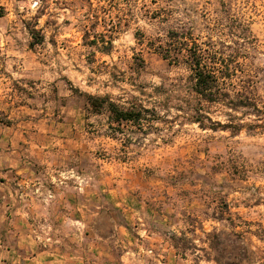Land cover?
I'll list each match as a JSON object with an SVG mask.
<instances>
[{
    "label": "clouds",
    "instance_id": "1",
    "mask_svg": "<svg viewBox=\"0 0 264 264\" xmlns=\"http://www.w3.org/2000/svg\"><path fill=\"white\" fill-rule=\"evenodd\" d=\"M16 7L19 9L20 5H16ZM39 7V0H31L30 3L24 5L26 15L21 16L19 21L6 22V31L0 33V53L10 51L14 53L11 57L3 55L4 63L0 64V68L3 69L0 75L7 74V77H10L8 83L12 80H23L26 76L28 61L24 57L15 55L18 51H24L18 47L16 42L23 41L28 32V28L20 21L29 22L37 32L44 29L42 35L51 34L50 29L44 28L47 16L35 19ZM121 7L124 6L121 5ZM55 10L54 8L49 9L50 12ZM233 11L242 17L243 23L247 26L250 33L249 40L264 37V0H243L238 7L233 8ZM115 15V11L109 13V17ZM181 15L183 14L181 13ZM82 16L83 12H78L77 16L73 18V22L75 23ZM133 16V25L140 24L142 13L139 12V6L133 8ZM64 18V13H61L60 21L62 22ZM194 18L198 20V17ZM104 30L103 27H100L97 32H103ZM62 37L57 36V39L62 40ZM226 43L233 46L243 45L247 47L244 37L239 35L226 41ZM116 44L120 51L112 56L97 54L95 65L89 66L86 61H77V66L83 70V75L78 79L74 78L76 73L73 72L72 68L73 61L76 60L75 55H73L72 60H68L63 52H61L60 57H52L53 50L50 44L43 53H37L40 60L47 62V68L55 67L56 59L61 62V70L52 75H45L44 86H37L40 92L51 95V89L48 85L55 81L57 76L68 75L72 78V83L70 85L63 84V91L57 89L54 100H41L39 102V107L31 112L30 119L34 123L31 126L26 125L28 129L26 135L24 128L17 127L16 131L20 133L19 140L16 136L13 137L12 151L6 157V161L10 166L19 170L21 157H24L32 165L31 173H36L37 167L43 170L39 178L29 179L26 176L23 184L24 187L30 186L33 203L38 205L41 214L47 213L56 204L57 196L49 190L51 188L60 189L63 187L69 189L72 193L85 196L86 193L83 189L88 187V181H81L80 174L82 170H88L92 176L99 178L97 181H93V185L96 183L105 185L106 191L109 188L116 189V195L113 197L114 206L118 203L122 211L130 214L133 225L138 224V227L135 228L136 236L147 243L153 239L147 223L149 219L147 215V196L152 194L153 202H155L157 194L164 200L169 197L175 198L178 185L182 183V177L189 176L190 180L187 188L193 193L207 196L212 192H223L227 186L224 176L216 175L214 177L215 185L208 179L213 164L220 161H213L211 156L204 152V146L217 141L221 137H227L226 143H235L240 140V136L239 134H230L223 127L216 128L213 131L212 125L217 123L221 125L230 124L232 123L230 116H236L242 125L250 122L264 125V108L261 109V115L257 116L255 113L245 115L243 112L236 113L230 109L222 110L224 114H221L214 109L208 110L202 105L198 113L199 116L203 117L204 127H201L200 120H189L187 118V105L182 101H173L167 108L163 106L156 107L147 100L146 96H142L134 86L129 85L127 82L120 85L119 88L113 89L110 87L111 80L107 74H97L91 72L89 68H95L102 64H107L109 67L113 64H119L121 68H125L121 61L124 57L130 58V53L133 55L129 45H134V41L125 37L122 47L121 41H116ZM139 50L137 49V51ZM261 50L264 51V45H262ZM29 55H31V52H29ZM256 62L264 66V55L260 56ZM241 63L246 64L248 61L242 60ZM14 66L15 70H13ZM64 67L67 68V72L63 71ZM89 78L93 81L92 86L87 85ZM162 79L163 74L159 69L141 76V81L150 82L153 86L160 85ZM106 81L109 84L107 89L104 88ZM141 81H136V83L138 84ZM97 89L100 90L99 98L96 95ZM105 91L112 93L111 99L103 95ZM152 91V88L146 90V92ZM84 93L93 95H83ZM262 94H264V90H262ZM73 96H81L84 101L79 109H76L72 104L71 98ZM117 96H123L124 100L117 101ZM130 96L139 97L143 109L148 110L147 114L149 115L151 110L155 108V112L160 119L152 124L153 131H148L147 126L144 127L143 131H138L135 127V121L142 120L143 116L140 113H134L132 108L127 105L123 112L118 107L115 110L108 107L106 117L101 118L96 115L99 109L110 104H124V101H127ZM19 99L14 92L10 95L6 88L3 98L0 99V110L6 108L7 111H0V120L4 116H9L12 121L22 119L25 108L17 106ZM153 99H157V97L153 96ZM65 100L68 103H64ZM54 103L59 107V115H56L54 111ZM193 114L197 115V113ZM50 117L55 118V126L51 123ZM46 119L49 120V123L45 126V130H41L40 122ZM129 122H132L131 131L128 127ZM129 140L131 143H128ZM20 141H22L21 151L20 155H17V145ZM201 153L204 154L203 158H201ZM158 154L161 157L159 161L157 160ZM261 159H264V139L258 138L249 141V162L256 164ZM14 160L16 163H13ZM106 164L113 165L118 175L113 176L112 172L105 167ZM122 179L124 180L123 188L128 190L127 197L123 195L121 188L117 186V181ZM109 181L111 183H108ZM69 182L73 185L71 188H69ZM246 182L264 185V178L252 177L250 181ZM46 184L48 187H45ZM133 185H136L135 191L132 190ZM229 198L231 199V197ZM130 200L133 202L138 201L143 207H137L135 203L130 204ZM80 209L78 208L76 211H80ZM82 209L84 212L85 208L82 207ZM15 215L21 216L24 225L28 224L29 214L27 212L23 214L17 212ZM44 219L45 224L41 226L39 231L29 228L24 237L18 241L17 247L34 252L35 247L38 245L56 248L62 243L63 235L61 231L56 229L46 216ZM78 225L79 222L73 217V227L76 229L73 235L79 240L77 236L79 232ZM124 230L122 226L121 232ZM140 239H137L135 244L141 251L131 258V264H144V261L139 260L140 255L144 257L152 256L151 249L141 244ZM252 239L254 241L253 250H255V246H264L256 242L255 237H252ZM15 251V249H12L13 255H15ZM42 259V254L35 255L32 258V264H40ZM20 260L21 258L17 256L11 261V264H20ZM47 264H61V259L53 255L47 261ZM120 264H129V253L127 251L120 257ZM157 264H159L158 261Z\"/></svg>",
    "mask_w": 264,
    "mask_h": 264
},
{
    "label": "rangeland",
    "instance_id": "2",
    "mask_svg": "<svg viewBox=\"0 0 264 264\" xmlns=\"http://www.w3.org/2000/svg\"><path fill=\"white\" fill-rule=\"evenodd\" d=\"M31 0H0V33L5 32V23L13 20H20L21 16L26 15L24 5L30 3ZM243 0H39L40 7L37 10L35 19L47 16L45 20L44 28L50 29V35H42L44 29H41L40 36L45 38L43 45L36 46L34 50L30 48V44L33 41L30 31L28 29L27 35L23 41H17L19 48L24 51H18L15 55L24 57L28 61L26 68V76L23 80H12L7 82L10 77L7 74L0 75V99L3 98V94L6 88L11 95L15 93L18 100L17 106L24 107L25 112L22 119L25 121L31 120L30 115L32 110L39 107L41 100L55 99L57 89L63 91V84H71L72 78L68 75L57 76L55 81H52L48 87L51 89V95L42 93L37 86H44L45 75H52L61 70V62L59 59L55 60V67L47 68L46 61H42L37 56V53H43L44 50L50 44L52 47V57H60L61 52L67 57L68 60L73 59L75 55L76 60L73 61V72L76 73L74 78H79L83 75V70L77 66V61H86L87 65L92 66L96 64L97 54L112 56L116 52L120 51L117 47L116 41H121V47L125 37L134 41V45H129L130 53L129 57H124L121 61L125 68H121L119 64H113L110 67L107 64L99 65L98 67H90L91 72L97 74H107L111 80L110 87L113 89L119 88L120 85L128 83L136 88L142 96H146L147 100L156 107L160 106V97L156 93V88L164 82L175 80L180 76L186 75V71L182 68H175L170 66L159 55L148 48V43L157 38H165L167 32L171 29L179 28L180 26H188L195 28V35L200 36L202 40L206 41L212 38L214 41L219 40L220 28L215 27L213 20H225L227 15L225 11L232 10L231 14L236 18L242 19L236 12L233 11L234 7H238ZM16 5H20L17 9ZM107 5V6H105ZM121 5L124 7L122 8ZM139 6V12L142 13L140 24L133 25L132 19L133 8ZM50 8L56 9L55 11H49ZM125 8L127 11L125 12ZM85 9H87L85 11ZM115 11L114 17H109V13ZM78 12H83L81 19H78L75 23L73 18L77 16ZM64 13V19L60 21V14ZM123 13V14H121ZM181 13L183 15H181ZM107 17V19H105ZM127 17V18H126ZM194 17H198V20ZM99 18V23H97ZM212 19V21H211ZM27 27L30 24L27 21H20ZM103 27V32H97V29ZM225 29H221V31ZM85 31H90L91 35L89 41L95 40V32L105 35V42L102 38H99L98 45L96 47L87 46L85 43ZM230 32L226 29L225 35ZM163 33V35H161ZM224 38L226 41V37ZM57 36H63L62 40H58ZM215 37V39H214ZM113 40V49L111 53H107L109 47V41ZM47 41V43H46ZM256 60L255 64L264 68V66L258 64L256 61L260 56L264 55V51L261 50L264 45V37L256 38ZM254 43V45H255ZM137 49H140L137 51ZM31 52V55H29ZM14 53H0V64L4 63L3 55L11 57ZM145 61V66L142 68L140 59ZM119 59V57H118ZM157 69L163 74L162 83L158 86H153L150 82L141 81V76L155 72ZM15 70V66L13 67ZM102 70V71H101ZM64 72H67V68H63ZM3 69L0 68V73ZM7 77V78H6ZM136 81H141L136 83ZM93 81L91 78L87 80V85L92 86ZM260 94L264 90V84L262 85ZM104 88H109V84L106 81ZM148 88H152V92H146ZM100 90L97 89L96 95L99 96ZM93 95L91 93H86ZM104 96H109L111 99L112 93L105 91ZM153 96L157 99H153ZM117 101H123V96H117ZM72 104L76 109H79L84 101L81 96H73L71 98ZM64 103H68L67 100ZM134 103L142 104L139 97L130 96L124 104H117L121 108L125 109V106L132 108ZM54 111L56 115L60 114L59 107L54 103ZM152 110L155 111V108ZM0 111H7L3 109ZM108 114L103 113L97 115L98 117H106ZM149 123L146 124L148 131H153L152 124L159 120V116H155L154 113L150 116ZM79 119V118H78ZM47 120V119H46ZM51 123L55 126V118H51ZM46 122V121H45ZM49 123L46 122V125ZM16 122L12 121L9 116H4L0 120V129L8 126L15 125ZM63 127V125H61ZM129 131H131L132 125L129 124ZM137 128V127H136ZM139 131V129L137 128ZM158 131V129H157ZM230 133V132H229ZM231 134V133H230ZM240 140L235 143H226L227 137H221L217 141L206 144L204 146V152L208 153L213 161H220L214 163L210 169L209 181L215 185L216 181L214 177L216 175H222L227 181V186L223 192H212L207 196H201L197 193H193L188 190L189 177H182L181 185H178V191L175 198L169 197L167 200L161 199L157 194L155 202H153L152 194L147 196L148 206L147 215L151 219L152 226L157 234L156 238L171 244L170 238L173 235H179L180 232H186L188 229L187 219L189 216L198 218L200 223L206 232L213 231L214 228L223 229V226H228L227 223L220 224L210 217L214 213L220 212L223 205L228 204L231 209V213L234 217L239 215L246 222H252L254 224L253 229H256L258 224L264 227V185L247 183L252 177L264 178V159L259 160L256 164L249 162V141L261 138L264 139V134L260 136L248 135L243 131L240 135ZM128 143H131L129 140ZM171 151V150H169ZM203 158V153L200 154ZM157 160H161V157L157 156ZM237 166L239 170L247 172L246 179L233 178L228 172L222 170L229 167ZM105 167L112 172L113 176L118 175L113 165H105ZM99 179L98 177L96 178ZM127 179V177H125ZM108 183H111L110 181ZM124 180L117 181V186L121 188L123 195L127 197L128 190L123 188ZM99 184V183H98ZM104 186V185H103ZM136 185L132 186V190L135 191ZM110 196L116 195L115 188H109ZM231 197V199L229 198ZM222 199H225L224 201ZM130 204L135 203L137 207L143 205L139 202L129 201ZM227 233H231V228H226ZM197 235L200 238L205 239L201 230L197 231ZM263 237L250 236L245 242L251 250L254 247V241L252 237H255V241L260 245H264ZM228 237V236H227ZM231 242L235 241V236L228 237ZM251 241V242H250ZM229 243L228 252L232 250L233 244ZM252 243V245H251ZM196 244L200 247H207L202 245L199 241ZM172 246V245H171ZM258 252L256 264H261V260L264 257V246H255V250ZM197 255L203 256L202 252H198ZM193 257L188 259H182L177 256L176 262L172 264H196L193 261ZM223 263L232 262L222 260ZM199 264H216L215 262L201 261Z\"/></svg>",
    "mask_w": 264,
    "mask_h": 264
},
{
    "label": "trees",
    "instance_id": "3",
    "mask_svg": "<svg viewBox=\"0 0 264 264\" xmlns=\"http://www.w3.org/2000/svg\"><path fill=\"white\" fill-rule=\"evenodd\" d=\"M231 12L232 10L225 11L227 15L225 20H213L215 27L220 28V36L225 35L226 29L230 30L225 35L226 39L231 40L238 35L244 37L247 47L228 45L226 40L220 36L217 41L212 38L204 41L200 36L195 35L194 27L186 25L169 30L164 39L157 38V40L148 43V48L170 66L182 68L187 73L175 80L164 82L156 88V93L160 98L162 97L160 106L167 108L173 101H182L187 105V118L200 120L201 127H204L203 117L198 113L202 105L208 110L214 109L221 114H224L222 110L230 109L236 113L243 112L245 115L255 113L257 116L261 115V109L264 108V97L260 94L264 84V68L255 64L256 54L252 52L257 49L256 38L248 39L250 33L247 26L242 19L236 18ZM97 23H99V18H97ZM27 27L33 39L30 48L34 50L36 46L43 45L45 38L40 36V33L35 31L31 24H28ZM221 29H225V31H221ZM85 35L87 46L96 47L99 38L105 42L104 34L95 32V40L90 42L88 41L91 32L85 31ZM107 43L109 45L107 53H111L113 40L111 39ZM140 60L143 68L145 61L142 58ZM242 60H247L248 63H241ZM83 95L91 96L86 93ZM97 97L99 98V96ZM105 97L110 99L109 96ZM108 107L113 110L118 107L122 112L125 110L117 104H110L99 109L96 115L108 114ZM132 110L143 116L142 120L135 121V127L139 131H143L146 124L149 123L151 114L154 113L155 116H158L154 110H151L150 115L147 114L148 110L143 109L142 104L139 103H134ZM193 113H197V115ZM229 118L232 123L214 124L212 125L213 131L223 127L232 135H240L243 131L252 136L264 134V125H258L255 122L242 125L236 116ZM129 124L132 125V122ZM222 171L228 172L233 178L246 179L248 177L247 172L239 170L237 166ZM210 218L220 224L227 223L231 228V233L226 232L228 227L226 225L223 226V229L214 228L213 231L206 232L202 226L198 227L200 225L198 218L189 216L187 231L180 232L179 235H173L170 238L176 255L184 260L193 257L196 264L201 261L215 262L216 264H256L258 252L251 250L248 245L246 246L245 241L249 239L248 235L263 237L264 227L258 224L257 228L253 229L252 222L244 221L239 215L234 217L228 204L223 205L220 212L214 213ZM198 230L202 231L205 239L197 235ZM227 236H235V241L231 242ZM196 241L207 247H200ZM230 242L234 246L228 252ZM198 252H202L203 256L197 255ZM262 259L261 264H264V257ZM222 260L232 262L223 263Z\"/></svg>",
    "mask_w": 264,
    "mask_h": 264
},
{
    "label": "crops",
    "instance_id": "4",
    "mask_svg": "<svg viewBox=\"0 0 264 264\" xmlns=\"http://www.w3.org/2000/svg\"><path fill=\"white\" fill-rule=\"evenodd\" d=\"M40 122L41 130H45L46 122ZM16 124L0 129V264H11L17 256L21 258L20 264H32L35 255H43L40 264H47V261L56 255L61 259V264H120V257L125 251L129 253V264L131 258L140 253V248L135 241L140 239L136 236L135 228L130 219V214H126L120 209V205L113 204V197L110 196L106 186L96 183L97 177L91 175L88 170H82L81 181H88V187L83 189L85 196L72 193L67 188H51L57 196L56 204L47 213L41 214L38 205L33 203L30 194V186L24 187L25 177L29 179L39 178L42 169L37 167L36 173L30 172L32 165L21 157L20 168L9 165L6 157L12 151L14 143L13 137L19 140L18 128H24L25 135L28 132L26 125L31 126L34 121H15ZM23 123V124H20ZM22 141L17 145V155H20ZM50 146V145H46ZM13 163H16L14 160ZM28 165V166H25ZM73 185L69 182V188ZM45 187H48L46 184ZM83 208L85 211L83 212ZM81 208L80 211L76 209ZM27 212L29 214L28 224L24 225L21 216L15 213ZM83 212V213H82ZM59 229L63 235L62 243L56 248H48L43 245L35 247L34 252L17 247L29 228L37 231L45 224L44 217ZM73 217L79 222V232L74 237L76 229L73 227ZM151 217L147 223L152 240L145 243L140 239V243L151 249L152 256H139V260L144 264H172L176 262L177 255L175 249L167 241L158 240L157 234L152 226ZM125 229L121 232V227ZM15 237V238H13ZM127 246V247H126ZM15 249V255L12 254ZM91 250V251H89ZM154 258V259H153Z\"/></svg>",
    "mask_w": 264,
    "mask_h": 264
}]
</instances>
